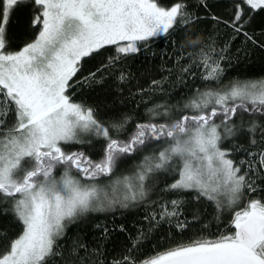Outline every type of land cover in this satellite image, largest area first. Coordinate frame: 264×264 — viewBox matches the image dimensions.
Returning <instances> with one entry per match:
<instances>
[{"label":"snow or ice","instance_id":"1","mask_svg":"<svg viewBox=\"0 0 264 264\" xmlns=\"http://www.w3.org/2000/svg\"><path fill=\"white\" fill-rule=\"evenodd\" d=\"M229 8L227 19L210 17L221 37L196 30L205 17L188 0H0V222L15 233L0 229V264H264V79L223 82L234 41L264 49V24L255 27L264 0ZM25 10L32 34L14 49L9 29ZM159 37L176 49V79L137 89L140 102L170 97L197 69L203 91L152 103L144 120L104 119L73 98L109 82L122 94L135 79L129 59ZM142 152L130 174L117 175ZM139 208L144 223L116 255L106 245L127 232L123 224L96 223L91 240L68 235L92 215ZM165 228L171 246L148 254Z\"/></svg>","mask_w":264,"mask_h":264},{"label":"trees","instance_id":"2","mask_svg":"<svg viewBox=\"0 0 264 264\" xmlns=\"http://www.w3.org/2000/svg\"><path fill=\"white\" fill-rule=\"evenodd\" d=\"M171 2V0H169ZM190 10L202 17H205L198 21L196 30L202 31L203 35L209 33H219L221 37L225 32L224 26L217 25L210 17L211 15L220 16L227 19L229 16V0H208V9L200 6L197 0H188ZM29 13L27 10L18 12L12 25L9 29V38L12 43V47L18 48L22 46L24 41L31 36V31L27 27ZM261 24H264V19L257 20L255 25L257 31H259ZM179 42V38H177ZM237 48H244V51L237 52ZM176 49L168 38L159 37L151 42L150 52L140 54L132 59H129L128 64L131 66L132 72L135 74V79L130 86H126L122 94H117L113 88L111 82L106 85H97L94 88L84 89L77 91L73 97L78 102L83 101L89 105L99 106L100 115L104 119H108L113 114L129 113L133 115L134 119L144 120L148 117L145 115V110L150 107L152 103L163 102L168 100L170 103L180 102L183 103L190 96L193 95L195 89L199 88L204 90L206 82L200 79L199 69H197V75L195 77L188 78L187 86L177 84L176 87L171 88V96H165L161 94L151 95L145 93L144 97L148 101L147 104L141 103V97L135 95L139 88H149V85L153 79H162L168 76L169 81H175V73L170 70L173 68V56ZM232 57L230 64L226 63V73L223 78V82L227 83L231 79L240 80H259L264 79V49L254 47L252 45L243 46L241 40L234 41L232 47L228 53ZM95 61L89 62L86 67H94ZM168 87V85H165ZM135 96V98H133ZM139 105V106H137ZM245 143V141H241ZM224 147H229V143L225 142ZM88 154L93 159H99V145L95 148L88 149ZM146 152H142L126 158L120 163L117 168V175L130 173L135 165H137ZM170 179V178H169ZM153 193V198H155ZM256 195V194H253ZM211 211V209H209ZM122 213V214H121ZM144 210L143 208L132 210H120L115 213H105L99 215H92L88 218L87 224L71 225L68 229V235L71 236L75 233H87V238L91 240L93 237L98 236L99 233L93 229V225L101 223L111 228L114 224H123L127 229L126 233L116 232L112 234V240L106 245L109 255H116L121 251V245L128 243V236H134L137 229L144 223L143 221ZM9 221L5 220L0 222V229H8L10 235L15 233L9 228ZM215 231V228L212 229ZM167 229L163 232L158 231L155 236L156 239L148 245V254H154L155 252H161L166 250L171 245L168 240L165 239ZM192 235L191 232L184 234L183 239L187 240ZM180 238L179 236L177 237Z\"/></svg>","mask_w":264,"mask_h":264},{"label":"rangeland","instance_id":"3","mask_svg":"<svg viewBox=\"0 0 264 264\" xmlns=\"http://www.w3.org/2000/svg\"><path fill=\"white\" fill-rule=\"evenodd\" d=\"M131 173V172H130ZM130 173H126V174H124V175H128V174H130ZM123 174V173H122Z\"/></svg>","mask_w":264,"mask_h":264}]
</instances>
